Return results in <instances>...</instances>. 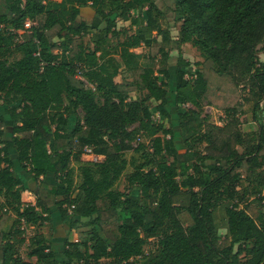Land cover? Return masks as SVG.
<instances>
[{"label":"trees","instance_id":"trees-1","mask_svg":"<svg viewBox=\"0 0 264 264\" xmlns=\"http://www.w3.org/2000/svg\"><path fill=\"white\" fill-rule=\"evenodd\" d=\"M171 2L175 39L153 0H0V264H264V0ZM117 20L138 29L119 33ZM242 101L257 125L248 135ZM204 104L222 110L221 126L206 127ZM84 148L103 160L83 161ZM54 213L91 228L82 251L64 241L62 260L25 235Z\"/></svg>","mask_w":264,"mask_h":264},{"label":"rangeland","instance_id":"rangeland-1","mask_svg":"<svg viewBox=\"0 0 264 264\" xmlns=\"http://www.w3.org/2000/svg\"><path fill=\"white\" fill-rule=\"evenodd\" d=\"M153 1L156 7L164 14L163 19L160 20L162 27L169 31V35L171 38L175 39L177 36L179 23L176 20V15L173 12L174 9L173 3L171 2V0H153ZM137 29L138 26H133V25L131 26L129 22H122L119 20H117L116 22V30L119 31V33H124V34L126 33L127 35H131L135 33ZM152 36H155V34L153 33ZM118 38L117 37L110 38L109 45L114 46L123 39L122 36ZM85 42H87V38L85 39ZM181 47H183V50H181L180 55L184 59L190 62L191 66L189 69L191 71L195 69L199 70L200 68L194 66L195 63L198 62L201 63L203 61V58L201 57L199 52L195 48L191 47V45L189 44L182 45ZM134 51L135 53H141L142 56H145L147 53V50L144 47L137 48ZM257 57L261 63H264V42L263 44L257 47ZM12 58H17V55H13ZM177 58H178V53L176 51H171L170 60H169L170 71L175 70V66H176L175 63ZM167 91H168V96H167L168 104L166 108L167 111L169 112V119H170L169 126L173 129L174 134L176 136V143L178 149L181 150L180 132L177 126L178 119H177L176 107L173 102V95H172L173 93L172 83ZM138 95L142 96V93L131 92L128 98L129 100H132L134 98H138ZM152 105L154 106V103ZM262 106H264V103H262ZM189 107L190 106H187V108ZM238 112L240 113L238 115V120L241 126V131L243 133H246V135L255 132L257 125L255 124L254 118L252 116L251 104L242 101L238 109ZM201 115L207 117L205 123L206 127L209 125L221 126L223 124L224 115L222 110L220 109H215L211 106L204 104L203 109L201 110ZM131 156H132L131 153L126 154L127 159H129ZM99 159L100 157L99 158L97 157V160L95 161H98ZM85 160L93 161L90 157L88 159L85 158ZM70 167L73 169V184L77 186L80 183V177L77 170V165L71 163ZM129 171L130 169H127L124 172L123 176L119 179V181L115 185V187L119 191L124 193L127 191L124 175ZM52 222L56 223L57 226H54V223ZM222 232L223 231H220V233ZM36 233L42 234L48 241L51 242L54 250L56 251V259L62 260L60 250L63 249L62 246L64 244V241L76 243L78 245L79 250L82 251L84 248L83 246L85 244L89 245V239L91 237V228L86 224L84 220H81L80 222H77L72 228L68 230V228L62 224L60 219H58L55 216L53 217V221H50V223H45L41 227H37L33 230L29 229L26 231L25 235L26 238H29L31 235ZM155 244L156 241L150 239L144 247V253L147 254L148 252L152 251L155 248ZM20 254L22 256H25V247L20 250Z\"/></svg>","mask_w":264,"mask_h":264},{"label":"crops","instance_id":"crops-1","mask_svg":"<svg viewBox=\"0 0 264 264\" xmlns=\"http://www.w3.org/2000/svg\"><path fill=\"white\" fill-rule=\"evenodd\" d=\"M181 50H183V47H181ZM4 133H5V136L7 137V138H9V130H5L4 131ZM85 158L86 159H88L89 157H82L81 159L83 160V161H86L85 160ZM103 160V157H100V159L98 160V161H102ZM88 161V160H87ZM19 170V171H18ZM16 172H17V175H19V177L21 178V180L24 182V185L27 187H30L31 185H30V179H29V177L27 176V175H25L19 168H16V170H15ZM58 217L57 216V214L56 213H54L53 215H52V217H51V221H53V217ZM52 223H54V222H52ZM54 226H57L56 225V223H54ZM53 227V226H52ZM53 246V245H52Z\"/></svg>","mask_w":264,"mask_h":264},{"label":"built area","instance_id":"built-area-1","mask_svg":"<svg viewBox=\"0 0 264 264\" xmlns=\"http://www.w3.org/2000/svg\"><path fill=\"white\" fill-rule=\"evenodd\" d=\"M31 25H32V23H30L29 21H26V22L24 23V28H25V29H29V28L31 27ZM0 28H2V26H1ZM153 119H154V120H157V119H158V115H155V116L153 117ZM82 156L90 157V158L93 160V162H96L95 160H97V156L92 155V154L90 153V150L87 149V148H84V149H83V155H82ZM98 158H99V157H98Z\"/></svg>","mask_w":264,"mask_h":264}]
</instances>
